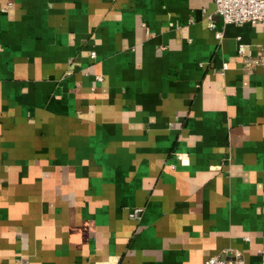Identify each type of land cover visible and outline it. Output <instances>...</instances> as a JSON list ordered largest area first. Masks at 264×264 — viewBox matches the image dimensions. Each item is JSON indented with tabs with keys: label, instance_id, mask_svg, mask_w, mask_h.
Instances as JSON below:
<instances>
[{
	"label": "crops",
	"instance_id": "obj_1",
	"mask_svg": "<svg viewBox=\"0 0 264 264\" xmlns=\"http://www.w3.org/2000/svg\"><path fill=\"white\" fill-rule=\"evenodd\" d=\"M235 251L264 264V22L214 0H0V264Z\"/></svg>",
	"mask_w": 264,
	"mask_h": 264
},
{
	"label": "built area",
	"instance_id": "obj_2",
	"mask_svg": "<svg viewBox=\"0 0 264 264\" xmlns=\"http://www.w3.org/2000/svg\"><path fill=\"white\" fill-rule=\"evenodd\" d=\"M216 3V12L221 14L226 23L241 24L245 22H264V0H214ZM214 26V22H211ZM246 45L240 43L239 52L245 53ZM95 54V52L93 53ZM228 68V64L224 65ZM99 79L100 78L99 76ZM142 208H135L131 212V216L140 218ZM226 255L216 254L209 256L205 264H245L243 254L235 251Z\"/></svg>",
	"mask_w": 264,
	"mask_h": 264
}]
</instances>
